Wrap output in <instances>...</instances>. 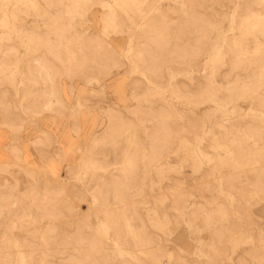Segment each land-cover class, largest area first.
<instances>
[{
	"label": "rangeland",
	"instance_id": "obj_1",
	"mask_svg": "<svg viewBox=\"0 0 264 264\" xmlns=\"http://www.w3.org/2000/svg\"><path fill=\"white\" fill-rule=\"evenodd\" d=\"M64 80L101 128L60 178L0 164V264H264V0H0V120Z\"/></svg>",
	"mask_w": 264,
	"mask_h": 264
},
{
	"label": "crops",
	"instance_id": "obj_2",
	"mask_svg": "<svg viewBox=\"0 0 264 264\" xmlns=\"http://www.w3.org/2000/svg\"><path fill=\"white\" fill-rule=\"evenodd\" d=\"M91 96L90 89L81 82L71 81L69 85V80H64L61 100L68 107L65 112L43 114L34 124L19 129L2 118L0 164L14 161L12 150L16 147L25 168L44 173L50 180L62 177L63 171L73 166L101 128L100 102L92 101ZM75 105L81 107L73 110Z\"/></svg>",
	"mask_w": 264,
	"mask_h": 264
}]
</instances>
